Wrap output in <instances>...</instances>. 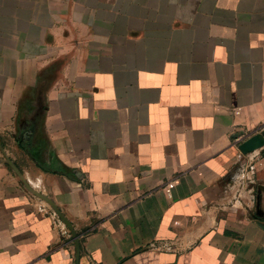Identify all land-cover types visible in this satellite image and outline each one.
Returning a JSON list of instances; mask_svg holds the SVG:
<instances>
[{"label": "crops", "instance_id": "crops-1", "mask_svg": "<svg viewBox=\"0 0 264 264\" xmlns=\"http://www.w3.org/2000/svg\"><path fill=\"white\" fill-rule=\"evenodd\" d=\"M263 129L264 0H0V264H264Z\"/></svg>", "mask_w": 264, "mask_h": 264}, {"label": "water", "instance_id": "water-1", "mask_svg": "<svg viewBox=\"0 0 264 264\" xmlns=\"http://www.w3.org/2000/svg\"><path fill=\"white\" fill-rule=\"evenodd\" d=\"M238 151L242 154V155H248L251 154L257 150H260L262 148H264V129L259 131L258 133L248 137L246 140H244L243 142H241L238 145ZM11 167L13 168V170L16 172V174H18V176L20 177V179L22 180V182L24 183L23 179L21 178V176L19 175V173L17 172V170L11 165ZM24 185L26 186L27 190L29 192H31L32 194H34L36 197H38L39 199L43 200L44 202H46L54 211L55 213L58 215V217L61 219L62 223L71 231L73 237L75 238V233L70 225V223L59 213V211L53 206V204L44 196L32 191L28 185H26L24 183ZM75 243V248H76V256H75V262L76 264H79V243L77 238H75L74 240Z\"/></svg>", "mask_w": 264, "mask_h": 264}, {"label": "rangeland", "instance_id": "rangeland-1", "mask_svg": "<svg viewBox=\"0 0 264 264\" xmlns=\"http://www.w3.org/2000/svg\"><path fill=\"white\" fill-rule=\"evenodd\" d=\"M29 101H27L26 103L23 104V108H21L19 115H18V119H28V118H32L34 120V118L36 119V121H40L41 119V109L38 107L37 103H34L33 99H28ZM23 127V126H22ZM38 125L36 124L35 126V130H37Z\"/></svg>", "mask_w": 264, "mask_h": 264}, {"label": "trees", "instance_id": "trees-1", "mask_svg": "<svg viewBox=\"0 0 264 264\" xmlns=\"http://www.w3.org/2000/svg\"><path fill=\"white\" fill-rule=\"evenodd\" d=\"M23 132H27V133H28V132H29V130H27V129H24V130H23ZM22 141H23V140L19 139V141H18V142H19V145H20V143H21Z\"/></svg>", "mask_w": 264, "mask_h": 264}]
</instances>
